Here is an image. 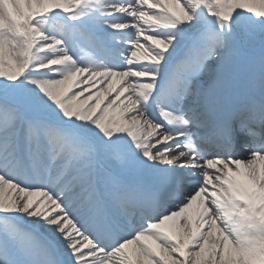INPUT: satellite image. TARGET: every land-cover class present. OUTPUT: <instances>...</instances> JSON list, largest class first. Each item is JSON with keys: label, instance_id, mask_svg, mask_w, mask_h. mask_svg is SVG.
Returning <instances> with one entry per match:
<instances>
[{"label": "snow or ice", "instance_id": "snow-or-ice-1", "mask_svg": "<svg viewBox=\"0 0 264 264\" xmlns=\"http://www.w3.org/2000/svg\"><path fill=\"white\" fill-rule=\"evenodd\" d=\"M0 264H264V0H0Z\"/></svg>", "mask_w": 264, "mask_h": 264}]
</instances>
